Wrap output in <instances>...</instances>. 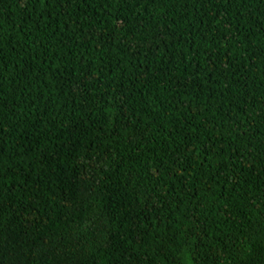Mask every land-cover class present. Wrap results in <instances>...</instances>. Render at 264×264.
Segmentation results:
<instances>
[{"label": "trees", "instance_id": "trees-1", "mask_svg": "<svg viewBox=\"0 0 264 264\" xmlns=\"http://www.w3.org/2000/svg\"><path fill=\"white\" fill-rule=\"evenodd\" d=\"M0 264H264V0H0Z\"/></svg>", "mask_w": 264, "mask_h": 264}]
</instances>
